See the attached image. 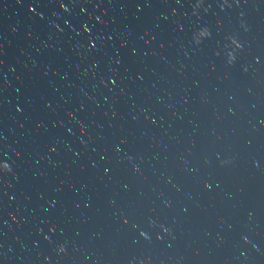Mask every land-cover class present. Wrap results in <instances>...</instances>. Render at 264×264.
<instances>
[{"label":"clouds","instance_id":"9594fccd","mask_svg":"<svg viewBox=\"0 0 264 264\" xmlns=\"http://www.w3.org/2000/svg\"><path fill=\"white\" fill-rule=\"evenodd\" d=\"M200 5L198 4L197 5V7H199ZM240 48V47H239ZM234 59H235V57H234ZM233 59V60H234ZM3 169L5 170V171H10V168H9V165L7 164V163H5V164H3ZM61 251H63V248H61Z\"/></svg>","mask_w":264,"mask_h":264}]
</instances>
